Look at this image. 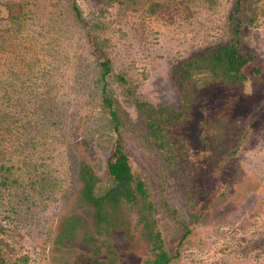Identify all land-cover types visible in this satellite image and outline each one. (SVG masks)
I'll use <instances>...</instances> for the list:
<instances>
[{"label":"rangeland","instance_id":"374dc122","mask_svg":"<svg viewBox=\"0 0 264 264\" xmlns=\"http://www.w3.org/2000/svg\"><path fill=\"white\" fill-rule=\"evenodd\" d=\"M235 2L0 0V264H145L153 253L140 205L107 204L110 221L99 225L81 194L83 162L97 190L116 185L108 165L118 140L88 27L112 59L124 150L170 264H264V0H243L247 80L202 74L186 110L172 74L231 39ZM135 99L183 111L171 124L172 163Z\"/></svg>","mask_w":264,"mask_h":264},{"label":"trees","instance_id":"16d2710c","mask_svg":"<svg viewBox=\"0 0 264 264\" xmlns=\"http://www.w3.org/2000/svg\"><path fill=\"white\" fill-rule=\"evenodd\" d=\"M109 1L124 3L128 0ZM73 10L77 19L83 23L82 13L75 1L73 2ZM243 20V0H236L229 14L231 39L214 47H209L202 54L186 58L174 66L172 70L173 78L184 96L186 110L192 96L191 82L202 76V74L221 78L228 84H242L247 80L244 69L254 59V55L242 45ZM88 29L92 39V51L99 66L96 82L100 86L102 106L111 116L112 128L118 133V140L115 143L108 165L109 173L116 181V185L104 192L97 190L100 178L89 164L83 162L79 170L80 179L83 182L82 197L86 202L96 207L99 225H107L110 221V216L106 210L107 204L140 205V221L144 224L142 234L151 241L153 248V253L145 260V264H170L172 256L164 246L161 232L155 230V219L150 218L153 205L148 201L149 194L146 183L134 174L129 156L124 150L121 134L124 116L117 106L118 102L112 94L108 79L114 71L112 59L105 49V43L95 33L93 34L89 27ZM116 78L120 86L125 87L126 85L127 92L132 95L134 86L127 77L121 73ZM133 102L145 117L147 128L159 149L164 153L166 161L172 163L174 159V142L172 140L171 124L177 122V117L178 119L181 118L183 111L169 105L156 107L138 99ZM7 170L10 172V167Z\"/></svg>","mask_w":264,"mask_h":264}]
</instances>
